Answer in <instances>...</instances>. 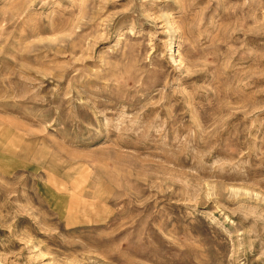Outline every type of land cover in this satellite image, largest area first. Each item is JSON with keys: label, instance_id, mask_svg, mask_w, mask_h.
<instances>
[{"label": "rangeland", "instance_id": "374dc122", "mask_svg": "<svg viewBox=\"0 0 264 264\" xmlns=\"http://www.w3.org/2000/svg\"><path fill=\"white\" fill-rule=\"evenodd\" d=\"M0 264H264V0H0Z\"/></svg>", "mask_w": 264, "mask_h": 264}]
</instances>
